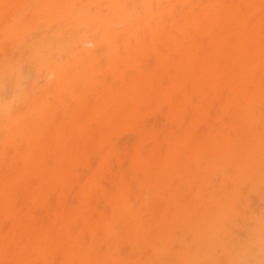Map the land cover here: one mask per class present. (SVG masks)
I'll return each instance as SVG.
<instances>
[{
  "label": "bare ground",
  "instance_id": "1",
  "mask_svg": "<svg viewBox=\"0 0 264 264\" xmlns=\"http://www.w3.org/2000/svg\"><path fill=\"white\" fill-rule=\"evenodd\" d=\"M0 264H264V0H0Z\"/></svg>",
  "mask_w": 264,
  "mask_h": 264
}]
</instances>
